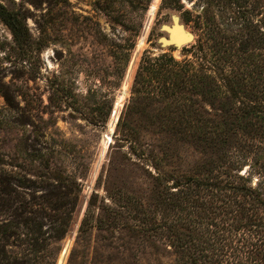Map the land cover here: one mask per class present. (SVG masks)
<instances>
[{"label": "rangeland", "instance_id": "rangeland-1", "mask_svg": "<svg viewBox=\"0 0 264 264\" xmlns=\"http://www.w3.org/2000/svg\"><path fill=\"white\" fill-rule=\"evenodd\" d=\"M0 4L28 37L26 44L16 41L0 18V264L171 263L175 238L187 232L192 218L198 225L221 221L190 203L211 194L203 185L194 188L196 181L221 175L222 145L197 134L204 108L218 112L222 99H210L211 110L198 90L191 97L199 102V124L193 118L178 124L174 117L172 127L161 119L163 104L131 100L138 61L144 52L165 51L178 61L192 59L199 42L212 45L211 27L238 43L250 32L259 48L251 58L237 54L229 60L248 83L263 81L264 0ZM173 20L193 34L192 42L160 44L168 35L163 25ZM223 59L212 58L214 77L218 66L231 65ZM255 134L236 143L230 135L229 144L242 152L226 148L241 164L239 173L252 166V185L264 177V148ZM214 204L216 212L219 201ZM62 219L66 232L57 239L52 226Z\"/></svg>", "mask_w": 264, "mask_h": 264}, {"label": "trees", "instance_id": "trees-1", "mask_svg": "<svg viewBox=\"0 0 264 264\" xmlns=\"http://www.w3.org/2000/svg\"><path fill=\"white\" fill-rule=\"evenodd\" d=\"M0 18L16 41L23 44L28 42L26 28L13 12L1 4ZM246 35L241 36V42L238 43L235 36H227L228 39L225 40L220 30L211 27L208 37L212 40V45L206 47L199 42L195 48L197 53L193 54L192 59L185 57L178 61L165 51L154 56L144 52L138 61L131 85V100L141 96L142 99L148 98L163 104L161 119L164 116V120L173 123L172 127L174 117L180 120L178 124H182V121L190 123L188 119L191 118L196 119L195 122L199 124L197 116L200 115L194 107L199 102L191 97L198 90H201L205 103L210 101L208 103L211 110L214 108L210 99H222L218 112L204 108L203 124L198 128L201 133L197 135L203 141L222 145L220 149L223 155L218 174L225 175V179L224 176L215 175L216 178H208L206 182L196 181L194 188L203 185V188H210L211 194L202 201L192 198L190 203L192 209H208L209 213H213L221 221H205L204 225H198L196 217L192 218L187 224V232L175 238L173 246L177 247V256L169 264H264V177L257 179V183L252 185V174L255 172L252 166L249 165L251 171L239 173L241 164L230 150L226 152V148L242 152V149L235 148V144H229L231 134L237 137L236 143L239 138L248 142L253 133H256L264 148V80L258 78L257 83H248V75L238 76V69L229 60L238 58L237 54L251 58L252 51L259 48V45L252 43L253 35L250 32ZM212 58H225L223 62L231 65L226 70L222 66L219 69L218 66L219 72L213 71L218 73V77H214L209 69ZM119 122L120 119L117 125ZM175 131L182 133L180 129ZM187 133L192 135V132ZM254 146L255 144H249L251 149ZM231 193L238 196L237 199L233 200ZM214 200L219 201L216 212L211 210L215 206ZM192 213L194 210L189 212L191 217L194 216ZM38 224L36 222V226ZM66 224L67 221L62 219L58 227L52 226L55 238L60 239L65 234ZM38 227L39 225L37 230ZM31 229L33 228L30 227L32 233ZM3 231L6 232L7 227ZM31 239L36 243L37 235H32ZM0 255L4 259V254Z\"/></svg>", "mask_w": 264, "mask_h": 264}, {"label": "water", "instance_id": "water-1", "mask_svg": "<svg viewBox=\"0 0 264 264\" xmlns=\"http://www.w3.org/2000/svg\"><path fill=\"white\" fill-rule=\"evenodd\" d=\"M162 28L168 34L167 37L162 36L159 38L162 46H174L178 48L193 41V34L185 30L184 26L179 24L177 20H173L171 26L163 25Z\"/></svg>", "mask_w": 264, "mask_h": 264}]
</instances>
